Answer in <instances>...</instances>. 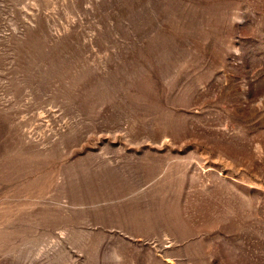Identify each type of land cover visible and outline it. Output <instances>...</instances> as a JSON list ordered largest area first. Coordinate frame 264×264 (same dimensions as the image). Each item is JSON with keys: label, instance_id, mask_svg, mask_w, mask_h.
<instances>
[{"label": "rangeland", "instance_id": "obj_1", "mask_svg": "<svg viewBox=\"0 0 264 264\" xmlns=\"http://www.w3.org/2000/svg\"><path fill=\"white\" fill-rule=\"evenodd\" d=\"M0 264H264V0H0Z\"/></svg>", "mask_w": 264, "mask_h": 264}]
</instances>
